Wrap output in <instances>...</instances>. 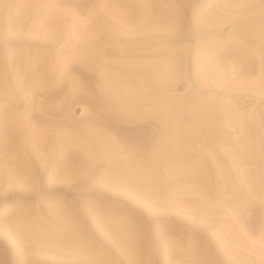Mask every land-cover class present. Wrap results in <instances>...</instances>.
<instances>
[{
	"label": "rangeland",
	"instance_id": "1",
	"mask_svg": "<svg viewBox=\"0 0 264 264\" xmlns=\"http://www.w3.org/2000/svg\"><path fill=\"white\" fill-rule=\"evenodd\" d=\"M0 264H264V0H0Z\"/></svg>",
	"mask_w": 264,
	"mask_h": 264
},
{
	"label": "bare ground",
	"instance_id": "2",
	"mask_svg": "<svg viewBox=\"0 0 264 264\" xmlns=\"http://www.w3.org/2000/svg\"><path fill=\"white\" fill-rule=\"evenodd\" d=\"M79 110H81V112H77V116L80 117L82 115H84L87 111V108L85 105H80L79 106ZM134 176V175H133Z\"/></svg>",
	"mask_w": 264,
	"mask_h": 264
},
{
	"label": "water",
	"instance_id": "3",
	"mask_svg": "<svg viewBox=\"0 0 264 264\" xmlns=\"http://www.w3.org/2000/svg\"><path fill=\"white\" fill-rule=\"evenodd\" d=\"M78 112H80V110L78 109Z\"/></svg>",
	"mask_w": 264,
	"mask_h": 264
}]
</instances>
